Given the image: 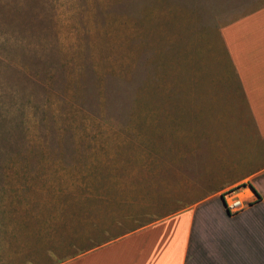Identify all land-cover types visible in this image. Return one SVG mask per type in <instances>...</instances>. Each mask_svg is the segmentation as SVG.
Masks as SVG:
<instances>
[{"label":"rangeland","instance_id":"obj_1","mask_svg":"<svg viewBox=\"0 0 264 264\" xmlns=\"http://www.w3.org/2000/svg\"><path fill=\"white\" fill-rule=\"evenodd\" d=\"M264 0H0V264H53L209 196L258 133L224 28Z\"/></svg>","mask_w":264,"mask_h":264},{"label":"crops","instance_id":"obj_2","mask_svg":"<svg viewBox=\"0 0 264 264\" xmlns=\"http://www.w3.org/2000/svg\"><path fill=\"white\" fill-rule=\"evenodd\" d=\"M223 35L261 151L232 180L245 207L232 213L209 196L53 264H264V5Z\"/></svg>","mask_w":264,"mask_h":264},{"label":"built area","instance_id":"obj_3","mask_svg":"<svg viewBox=\"0 0 264 264\" xmlns=\"http://www.w3.org/2000/svg\"><path fill=\"white\" fill-rule=\"evenodd\" d=\"M222 199L227 210L232 213H236L245 207L243 198L235 194L234 190L224 193Z\"/></svg>","mask_w":264,"mask_h":264},{"label":"trees","instance_id":"obj_4","mask_svg":"<svg viewBox=\"0 0 264 264\" xmlns=\"http://www.w3.org/2000/svg\"><path fill=\"white\" fill-rule=\"evenodd\" d=\"M222 195H223V194H221V197H222ZM99 244H100V243H99ZM90 247H93V246H90ZM90 247H89V248H90ZM89 248H87V249H89ZM87 249H86V250H87Z\"/></svg>","mask_w":264,"mask_h":264},{"label":"water","instance_id":"obj_5","mask_svg":"<svg viewBox=\"0 0 264 264\" xmlns=\"http://www.w3.org/2000/svg\"><path fill=\"white\" fill-rule=\"evenodd\" d=\"M221 199H222V197H221ZM222 202H224L223 199H222Z\"/></svg>","mask_w":264,"mask_h":264}]
</instances>
